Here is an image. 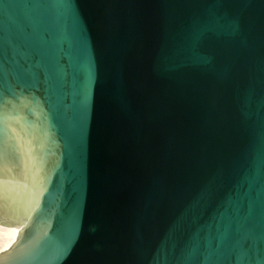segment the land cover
<instances>
[{"label":"water","instance_id":"95a60500","mask_svg":"<svg viewBox=\"0 0 264 264\" xmlns=\"http://www.w3.org/2000/svg\"><path fill=\"white\" fill-rule=\"evenodd\" d=\"M0 264H264V0H0Z\"/></svg>","mask_w":264,"mask_h":264},{"label":"bare ground","instance_id":"6f19581e","mask_svg":"<svg viewBox=\"0 0 264 264\" xmlns=\"http://www.w3.org/2000/svg\"><path fill=\"white\" fill-rule=\"evenodd\" d=\"M20 227L17 226H2L0 225V252H3L11 247L16 241Z\"/></svg>","mask_w":264,"mask_h":264}]
</instances>
